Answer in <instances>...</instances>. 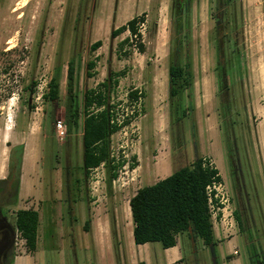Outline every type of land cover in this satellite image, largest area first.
Here are the masks:
<instances>
[{"label":"rangeland","instance_id":"1","mask_svg":"<svg viewBox=\"0 0 264 264\" xmlns=\"http://www.w3.org/2000/svg\"><path fill=\"white\" fill-rule=\"evenodd\" d=\"M234 8L222 28L220 85L214 0H192L180 13L179 0H0V179L23 145L24 193L32 191L8 215L13 223L17 208L34 209L41 219L35 252L17 233L14 264H167L160 243L135 244L129 202L197 157L219 170L233 209L235 188L264 234V0ZM135 17L140 39L129 31L111 38ZM97 41L103 46L93 53ZM175 58L190 64L192 86L171 101ZM109 73H123L111 95L116 117L136 116L111 137L113 164H124L116 178L105 165L83 169L84 93ZM53 78L60 88L52 102L43 95ZM136 89L144 96L131 102ZM213 229L216 246L179 236L176 264H248L238 228L229 236Z\"/></svg>","mask_w":264,"mask_h":264},{"label":"trees","instance_id":"2","mask_svg":"<svg viewBox=\"0 0 264 264\" xmlns=\"http://www.w3.org/2000/svg\"><path fill=\"white\" fill-rule=\"evenodd\" d=\"M140 18H133L125 25L111 31V38L115 39L129 31L132 36L142 37L138 34ZM130 42L127 38L122 45ZM103 46L102 41H97L91 46V52H96ZM144 51L142 45L139 46ZM219 54L222 50L219 49ZM96 62L87 64L86 75L94 77ZM123 73H111L99 84L97 90H87L83 102V169L86 175L91 170L102 165L108 166L116 178L118 167L114 165L110 153L112 135L125 126L131 124L136 116L126 117L119 121L112 105L111 95L114 86L118 84L115 77ZM75 76V64L71 60L68 65L67 79L68 92L71 93V82ZM49 91L44 94L45 100L56 101L59 99V84L56 78L49 83ZM192 86L190 64L183 65L179 58L171 61L169 67V97L170 100L180 98L184 91H189ZM143 92L131 90L128 99L138 102L143 98ZM185 113V111H183ZM77 116V110L74 117ZM179 118V117H178ZM76 122V121H75ZM15 149V150H14ZM11 151L9 161V174L6 179L0 180V197H4L0 213L8 215L9 208L18 204L23 165L24 146L18 145ZM213 181H222L219 170L212 166L209 160L197 157L189 166H183L168 177L160 179L153 185L138 189L131 198L129 205L133 221V238L136 245L160 243L164 249L177 246L179 236L186 234L193 243L201 239L206 246H216L214 229L208 208L206 189ZM4 211V212H3ZM236 218L239 217L236 212ZM40 214L34 209H19L15 212L14 228L26 242L27 250L33 253L37 249ZM90 221H86L88 230ZM14 264V261H13Z\"/></svg>","mask_w":264,"mask_h":264},{"label":"flooded vegetation","instance_id":"3","mask_svg":"<svg viewBox=\"0 0 264 264\" xmlns=\"http://www.w3.org/2000/svg\"><path fill=\"white\" fill-rule=\"evenodd\" d=\"M192 0H179V13L184 12L185 9L189 6V3ZM236 0H214L215 4V19H216V27L218 31V48L221 50L220 44L222 41V28L226 19L230 16L232 10H234ZM181 6L183 8L181 9ZM220 53V52H219ZM225 67V58L222 57V54H218L217 56V65L216 72L218 78V84H223L224 77L226 74H223V69ZM227 89V86L225 87ZM233 178V177H232ZM234 183L236 182L233 178ZM234 193L236 195H234ZM232 194L234 195V213L239 217L237 222V228L239 230V237L246 250V258L248 264H264V234L263 239L260 236L259 228L254 223V219L252 217L250 207L246 203L240 200V194L237 193L235 188H232ZM246 207V208H245ZM17 231L14 228L13 223L4 215L0 213V264H13L14 261V247L16 245L17 239Z\"/></svg>","mask_w":264,"mask_h":264},{"label":"built area","instance_id":"4","mask_svg":"<svg viewBox=\"0 0 264 264\" xmlns=\"http://www.w3.org/2000/svg\"><path fill=\"white\" fill-rule=\"evenodd\" d=\"M59 135L63 137L65 132L60 131ZM206 193L213 226L224 236L232 235L231 231L237 227V222L226 184L222 181H213L208 185Z\"/></svg>","mask_w":264,"mask_h":264},{"label":"crops","instance_id":"5","mask_svg":"<svg viewBox=\"0 0 264 264\" xmlns=\"http://www.w3.org/2000/svg\"><path fill=\"white\" fill-rule=\"evenodd\" d=\"M171 175V174H170ZM169 176V175H168ZM167 176V177H168ZM7 177H4L0 180H4L6 179ZM166 177H163L162 179H164ZM30 184V183H29ZM25 174H24V168L22 167V173H21V184H20V191H19V202H21L28 194L30 195L32 189H30L29 185L27 186V192L26 194L24 193L25 191ZM30 189V190H29ZM130 206V205H129ZM20 209V208H19ZM17 208V210H19ZM131 211V210H130ZM133 228H134V225L132 226V229H131V237H132V234H133ZM131 243L133 244V240L131 238ZM149 244V243H148ZM134 245V244H133ZM146 245V247H148L147 244H144ZM165 254H167L166 256V261H167V264H176L177 261H179L180 259H182V254H181V246L179 244H177V246L175 247H172V248H169V249H165ZM143 259V257H141ZM145 263L146 264H153L152 261H146L145 260Z\"/></svg>","mask_w":264,"mask_h":264},{"label":"water","instance_id":"6","mask_svg":"<svg viewBox=\"0 0 264 264\" xmlns=\"http://www.w3.org/2000/svg\"><path fill=\"white\" fill-rule=\"evenodd\" d=\"M212 251H213V249H212Z\"/></svg>","mask_w":264,"mask_h":264},{"label":"bare ground","instance_id":"7","mask_svg":"<svg viewBox=\"0 0 264 264\" xmlns=\"http://www.w3.org/2000/svg\"><path fill=\"white\" fill-rule=\"evenodd\" d=\"M129 219V218H128Z\"/></svg>","mask_w":264,"mask_h":264}]
</instances>
